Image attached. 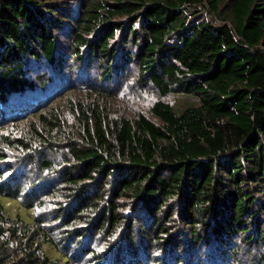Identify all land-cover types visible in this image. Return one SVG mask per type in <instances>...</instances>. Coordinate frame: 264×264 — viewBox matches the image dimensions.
I'll return each mask as SVG.
<instances>
[{"label":"trees","instance_id":"1","mask_svg":"<svg viewBox=\"0 0 264 264\" xmlns=\"http://www.w3.org/2000/svg\"><path fill=\"white\" fill-rule=\"evenodd\" d=\"M75 1L0 0V112L23 117L44 104L34 92L52 78L33 75V65H59L64 44L78 60L86 52L82 64L97 55L104 78L116 58L111 41L125 49L121 59L135 64L141 84L173 102L152 105L158 123L142 114L112 119L94 103L71 105L81 113L77 132L63 131L54 111L39 113L27 141L69 154L56 195L72 203L54 222L89 231L70 239L79 249L62 253L44 219L13 217L0 201V264L97 261L85 240L95 235L117 236L133 253L140 240L145 256L161 246L177 264L183 253L207 264L202 255L212 258L217 244L235 238L263 243L264 0H86L77 16ZM11 97L18 108L9 110ZM52 168L41 159V171ZM3 178L0 196L17 201L22 189L12 175ZM42 242L56 257L41 252Z\"/></svg>","mask_w":264,"mask_h":264},{"label":"rangeland","instance_id":"2","mask_svg":"<svg viewBox=\"0 0 264 264\" xmlns=\"http://www.w3.org/2000/svg\"><path fill=\"white\" fill-rule=\"evenodd\" d=\"M80 1L84 2L86 0L75 1L77 3L75 8L78 9L77 13H74L75 16L80 11L78 8ZM75 8H71V12H74ZM118 39L119 36L116 40ZM114 42L111 41V46H114L113 51L116 50V58L111 63L114 67L109 68V73L104 78L102 76L106 73V69L104 64L99 63L101 59L97 55L82 64L86 52L83 50L81 54L83 56L81 60H78L74 56L72 57V54L69 55L65 47L66 44H64L65 54L61 57V63H57L59 65L53 67H49L44 63L33 65L35 71H33V75L35 73L39 75L47 73L46 75L52 78L46 89H38L34 92L36 94L43 93L41 101L44 104L36 110L29 109L25 111L23 117H15L14 114L4 109L0 112V176L2 177L0 181L4 179L3 177L12 175L17 181V185L22 189L19 199H16L18 202L14 201V197L3 200L2 196H0V201L5 207V212L13 217L19 213L28 220L32 216L39 220L44 219V223L47 222L46 228L50 230L58 250L62 253L69 251V245L73 249H79L81 245L72 244L74 242H70V239L75 241L78 234L83 232L82 230L89 231V226L71 227V230H66L59 227L63 223V218L54 222L56 215L59 212H65V209L69 208L72 203L70 198L66 199V197H61L60 194L56 195L59 182L65 172L63 169L68 167L64 166L67 161L63 159L69 160L68 147L60 145L61 148H52L45 144H34L35 141H27L25 137L27 129L33 124H36V128L40 127V124L35 123L37 115L39 113L43 114L45 111L48 114L54 111L55 114H59V118L63 121V127H65L63 131L77 132L81 129L82 122L78 119L81 113H75L71 105L79 103L86 106L94 103L100 105L112 119L120 117L135 118L142 114L158 123L150 113L152 105L158 101L173 102L172 96H161L152 85L141 84L142 81H139L137 67L132 62H123L120 51H125V49L121 48L119 43ZM115 61L116 65H120V68L114 65ZM121 61L123 64L120 63ZM37 97L34 96V98ZM10 100L12 104L8 105L9 110L18 108L15 104L16 97H11ZM177 103L183 106L184 99L178 97ZM21 138L26 139L24 145L18 143ZM52 145H56V143L53 142ZM41 159L49 160L53 168L41 171L39 169ZM78 229L79 232L74 233ZM122 231L124 229H120L119 233ZM68 233L70 234L68 235ZM87 237V239L85 237L81 238V241L86 240V246L88 245L90 254L94 252L97 261L90 257H84L85 264H91L93 261H95L94 264H177L175 258L164 255V252H158L161 246H156L157 248H153L145 256L143 248L138 247L140 240H136L138 250L133 253L130 251V243H121L120 245L117 236L110 240H104L101 235H95L92 239L91 236ZM229 242L230 246L217 244L216 248L218 250L214 251L215 254L211 253L212 258L202 255L201 257L205 260V263L215 264L214 262L218 261L216 264H264V242L248 245L244 244L243 240L239 238L232 239ZM183 245L187 246L188 242L185 241ZM183 245L182 249L184 248ZM168 247L169 244L163 245L164 251H167ZM208 249L204 251V254L207 252L210 254V250H213L211 247ZM40 250L42 253L48 254L50 258L57 255L53 247L45 242L40 245ZM230 251H233L234 255L229 258ZM90 254L85 253L83 255ZM115 256L120 259V263L115 261ZM152 256L155 259L151 258ZM148 257L151 259L148 260ZM178 257H181L183 264H196V258H199L196 255L191 260V257L184 253ZM77 264H82V261H78Z\"/></svg>","mask_w":264,"mask_h":264}]
</instances>
